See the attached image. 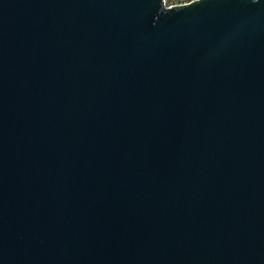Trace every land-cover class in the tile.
Segmentation results:
<instances>
[{"label":"water","instance_id":"water-1","mask_svg":"<svg viewBox=\"0 0 264 264\" xmlns=\"http://www.w3.org/2000/svg\"><path fill=\"white\" fill-rule=\"evenodd\" d=\"M0 264H264V0H0Z\"/></svg>","mask_w":264,"mask_h":264},{"label":"built area","instance_id":"built-area-1","mask_svg":"<svg viewBox=\"0 0 264 264\" xmlns=\"http://www.w3.org/2000/svg\"><path fill=\"white\" fill-rule=\"evenodd\" d=\"M192 0H164L165 4L167 6H170V5H174V4H184V3H188Z\"/></svg>","mask_w":264,"mask_h":264}]
</instances>
